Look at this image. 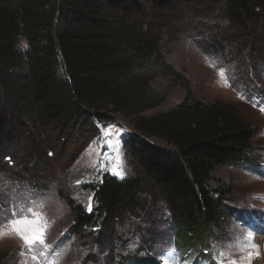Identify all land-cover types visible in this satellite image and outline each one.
Masks as SVG:
<instances>
[{"label":"trees","instance_id":"trees-1","mask_svg":"<svg viewBox=\"0 0 264 264\" xmlns=\"http://www.w3.org/2000/svg\"><path fill=\"white\" fill-rule=\"evenodd\" d=\"M174 1L189 10L214 8L232 33L231 43L235 33L250 36L264 18V0ZM150 2L157 7L156 0ZM146 4L0 0V164L8 165L19 153L22 138L24 146L27 139L31 167L40 170L50 156L27 138L30 131L89 142L99 135L100 126L113 125L115 115L123 116L133 133L125 136L122 148L135 174L123 179L104 175L91 188L94 205L89 212L68 200L71 232L98 247L116 242V225L141 211L149 198L168 214L178 253L194 255L191 264H198L206 260L221 220L235 216L227 206L232 190L215 173L230 167L256 168L251 158L254 130L233 106L199 100L179 73L172 82L185 89L183 101L174 109L143 115L159 99L142 75L160 64L163 46L130 14ZM222 33L215 31L210 38L218 50L221 39H228ZM15 117L23 123L13 121ZM151 138L166 147L149 142ZM12 174L16 181L23 178Z\"/></svg>","mask_w":264,"mask_h":264},{"label":"rangeland","instance_id":"rangeland-1","mask_svg":"<svg viewBox=\"0 0 264 264\" xmlns=\"http://www.w3.org/2000/svg\"><path fill=\"white\" fill-rule=\"evenodd\" d=\"M150 0L139 11H130L139 25L158 37L162 46V61L151 65L144 75L159 103L143 113L152 116L176 108L185 97V89L172 82L175 73L183 76L193 94L205 103L220 101L233 106L246 124L254 130L251 158L256 168L249 166L219 169L215 176L227 183L232 192L227 206L235 216L224 217L214 233L206 260L198 264H247V253L259 251L264 264V18L255 25L251 35L232 33L226 21L210 7L200 5L186 9L174 0ZM141 6V5H140ZM222 31L228 39H221L219 50L212 46L215 31ZM24 48V42L20 43ZM224 76H220V72ZM256 105V106H254ZM2 114V113H1ZM0 114V116H1ZM116 123L99 127V135L86 142L72 136L62 141L49 131H30L29 140L37 143L50 156L44 164L31 167L32 160L27 139L19 140V153L8 165L0 164V228L7 229L15 208L36 206L47 224L44 246L37 243L31 251L17 237L0 238V264H126L154 261L157 264H191L193 256L178 253L169 226L168 214L155 200L147 199L139 212L125 216L116 225V242L98 247L91 239L79 238L71 232L72 213L67 204L71 200L89 212L94 205L92 187L108 174L117 179L135 174L128 154L122 148L126 135L133 133L129 121L115 115ZM13 121L23 123L22 119ZM107 130L111 135L102 137ZM29 132V131H28ZM26 138V137H25ZM158 146L166 145L149 139ZM31 172H23V166ZM119 165L123 178L111 168ZM21 179L16 181L12 173ZM34 183V184H33ZM252 233L253 248L245 237ZM254 238H256L254 240ZM175 250L173 256L167 254ZM243 249V251L241 250ZM24 251L21 256L20 252ZM41 253H44L41 255ZM223 254V255H222ZM36 259L33 260L32 256ZM243 258V259H242ZM127 261V262H126Z\"/></svg>","mask_w":264,"mask_h":264},{"label":"snow or ice","instance_id":"snow-or-ice-1","mask_svg":"<svg viewBox=\"0 0 264 264\" xmlns=\"http://www.w3.org/2000/svg\"><path fill=\"white\" fill-rule=\"evenodd\" d=\"M219 74L221 77L224 76L223 71H221ZM261 103H264V101H262ZM260 110L264 112V107H261ZM109 135H111V133L108 132L107 130H105L102 133V137H107ZM111 171L113 172L114 175H116L119 178H123L125 176V173L120 169L119 165L113 166L111 168ZM89 210H91V197L89 198ZM6 223L8 225L7 229L0 228V238L14 235L23 242L24 247L29 251H31L37 243L44 246L45 248L48 247L45 243L47 224L44 222L43 213L37 211L36 206L33 207L21 206L19 209V214L14 208L12 212V218L8 219ZM245 240L248 241L251 247L253 248L258 247V245H256L253 242L252 233H249L245 237ZM241 250L243 251V249ZM174 251H175L174 249L170 250L167 255L169 257L173 256ZM43 254L44 253H41V255ZM20 255L21 256L24 255L23 250L20 252ZM259 257H260L259 251H256L255 253L248 252L246 257L247 264H252V260L254 258L259 259ZM32 259L35 260L36 257L33 255ZM229 264H236V261L232 260L229 262Z\"/></svg>","mask_w":264,"mask_h":264},{"label":"bare ground","instance_id":"bare-ground-1","mask_svg":"<svg viewBox=\"0 0 264 264\" xmlns=\"http://www.w3.org/2000/svg\"><path fill=\"white\" fill-rule=\"evenodd\" d=\"M255 239H256V238H254V240H255ZM252 264H262V263H261V259H260V258H259V259H255V258H254V259L252 260Z\"/></svg>","mask_w":264,"mask_h":264}]
</instances>
